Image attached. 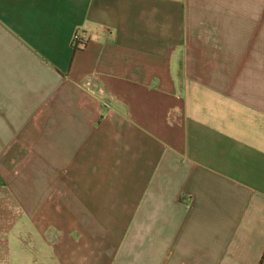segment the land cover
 Here are the masks:
<instances>
[{"label": "crops", "instance_id": "1", "mask_svg": "<svg viewBox=\"0 0 264 264\" xmlns=\"http://www.w3.org/2000/svg\"><path fill=\"white\" fill-rule=\"evenodd\" d=\"M0 264H264V0H0Z\"/></svg>", "mask_w": 264, "mask_h": 264}, {"label": "built area", "instance_id": "2", "mask_svg": "<svg viewBox=\"0 0 264 264\" xmlns=\"http://www.w3.org/2000/svg\"><path fill=\"white\" fill-rule=\"evenodd\" d=\"M86 43V36L81 30H76L72 36V46L74 49L82 48Z\"/></svg>", "mask_w": 264, "mask_h": 264}]
</instances>
